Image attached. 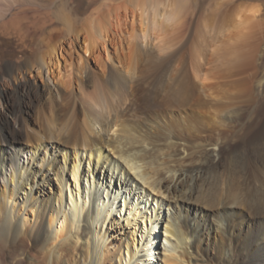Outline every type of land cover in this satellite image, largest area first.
I'll return each instance as SVG.
<instances>
[{
    "label": "bare ground",
    "instance_id": "6f19581e",
    "mask_svg": "<svg viewBox=\"0 0 264 264\" xmlns=\"http://www.w3.org/2000/svg\"><path fill=\"white\" fill-rule=\"evenodd\" d=\"M104 1L0 0V264H264V77L218 102L258 11Z\"/></svg>",
    "mask_w": 264,
    "mask_h": 264
},
{
    "label": "rangeland",
    "instance_id": "374dc122",
    "mask_svg": "<svg viewBox=\"0 0 264 264\" xmlns=\"http://www.w3.org/2000/svg\"><path fill=\"white\" fill-rule=\"evenodd\" d=\"M123 1H125V0H105L104 2H106L107 4H109L110 2L111 3H119V2L122 3ZM187 1H188V4H187V7L188 8L186 7V10L188 12H191V13L194 14L193 19H191V22H190L191 24H193V22L196 21V20H198V18H200V17H203L201 20L205 19L206 15H208V13H209V11H208L207 8H209V6L214 7L217 2H219V3L221 2L222 3L223 1H227L226 4H224V5L221 4L222 5L221 13H226L227 14L229 12L228 14H230L236 8H238V6L239 7L241 6V7H244V8L245 7H248V8H254L255 7L254 9L256 11H258V13H256L255 16L254 15L249 16L250 19L253 16L255 17L254 19L253 18L251 19L253 21L250 20L251 21L250 22L251 24H250V26L247 29V31L249 30L248 33H250V34L249 35L246 34V36L248 35L249 36V39L247 38L248 36L245 38V41H247V43L245 45H246V47L249 48V49L246 48L247 49L246 50V58L247 57H250V58H249V60L246 59L247 60L246 61V65L244 66L245 68L244 67L242 68V69H245V70H242L241 71L242 73L244 71V73L243 74L241 73L242 75H240L238 77V79H239L238 81H240V87L238 89L232 91V93L230 94V96H227V97L221 99L220 101H218L219 104H220V106L223 107L226 110L227 109H229V110H231V109H238V107L239 108H247V107L251 106V103L253 102L252 101L253 98H255L257 96V93H255L253 91V89H252L253 86H254V84H253V80H254L253 79V74H254V78L257 75H260V77H262V78L264 77L263 76L264 75V54L262 55L261 51H259V49L260 50L263 49V48L261 49V45L264 44V42H263L264 41V0H214V1L213 0H187ZM79 6H80L79 0H56L55 6L53 8V11L55 12V15L56 16H61V15H64L65 13H67V12H71V11L75 10ZM256 7L259 8V9L257 10ZM13 12H14V10H13ZM247 15H250V14H247ZM255 22H256V26H254L255 25ZM247 31H246V33H247ZM254 33H255V36H254ZM179 34L178 33H177V35H176V33L170 34L169 35V38L170 39H177L178 37H181V35H179ZM181 34L183 35V38H185L184 41L185 40H189V43H188L189 45H187L188 47H186V49H185V52L187 54H189L192 51L193 43H195V41L198 39L197 38L196 31L195 30H192V27H190V29L186 30L185 33H181ZM250 35H253V36H250ZM259 40L260 41L262 40L263 44ZM245 41H242L243 44L245 43ZM258 41L260 42V44H258L259 43ZM250 42H252L250 45L253 46V49L255 47L254 56H253V49L250 50V48H252V47L248 44ZM257 47H258V51H256L257 50ZM249 50H250V52H249L250 54L248 53ZM257 53L258 54L260 53V54L258 55ZM251 54H252V57H251ZM255 54L258 57H256ZM260 55H262V57ZM253 57H256V58H253ZM252 59H254V61ZM156 60L153 61V64L151 63V65H152L150 67L152 69L151 74H153L152 76H155L157 74L156 76L159 77L163 73L165 74L168 70H166V71L163 70L164 67H160L159 66L160 62L158 60L157 61ZM251 60H252V62H251ZM257 61L258 62L260 61V62L258 63ZM7 62H9V61L6 60V62L4 64H6ZM250 62L254 65V68L252 67L253 65L250 64ZM249 66H251V67H249ZM255 66H256V68H255ZM247 68H249V69L252 68L253 70L252 69L251 70L248 69L249 70V72H248V71H246ZM258 69H259V72L261 71L260 73L258 72ZM160 70L163 71V72H161ZM254 70H255L256 73L254 72ZM261 73H263V74H261ZM250 75H251V77H250ZM248 77L249 78H252L251 81H250V79ZM240 78L243 79V80H240ZM1 81H2L3 87H5L10 92V99L11 100L16 99L17 98V95H16L17 92H15L16 91V88H15L16 85L14 83V80L11 79L9 76L8 77L5 76L3 78V80H1ZM11 95L14 96V98ZM224 99H225V101H223ZM0 110L1 111H5V112L7 111L6 99H2L1 97H0ZM247 119H248V117H247ZM227 127L228 126H226V128Z\"/></svg>",
    "mask_w": 264,
    "mask_h": 264
}]
</instances>
